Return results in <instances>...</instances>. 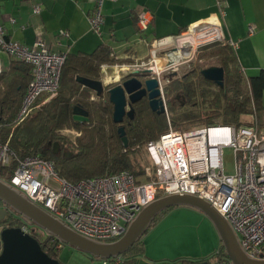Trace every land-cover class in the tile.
<instances>
[{"label":"built area","instance_id":"1","mask_svg":"<svg viewBox=\"0 0 264 264\" xmlns=\"http://www.w3.org/2000/svg\"><path fill=\"white\" fill-rule=\"evenodd\" d=\"M104 1L95 0L94 9L88 15L91 30L99 36L104 23L101 11ZM39 11L40 6H35L33 12ZM151 20V13L141 10L137 15L138 28L146 30ZM196 33L203 40L214 38L201 45L216 41L223 44L217 23L205 22L190 27L175 38L154 41L150 49L154 66L152 62L101 66L104 73L111 67L116 70L126 68V74L151 68L158 78L169 127L157 139L146 142L144 151L149 164L140 176L123 170L71 182L58 173L52 160L38 155L20 157L0 140V180L78 234L102 242L120 238L140 211L158 197L194 195L206 200L228 221L248 257L264 259V129L252 125H211L177 130L171 126L160 75L174 66L172 58H177V52L193 53V47L187 46L185 40L186 34ZM59 34L68 35L67 31ZM170 41L173 44L167 47ZM228 44L232 48L236 46L233 42ZM1 53L32 67V78L15 118L20 121L32 110L39 96L56 93L66 53L52 51L41 37L32 45L14 41L6 37L0 24ZM182 59L187 61V57ZM156 63L164 68L158 71ZM7 67L0 59V75ZM76 134L80 135L79 132ZM225 148L232 149L234 174L225 172ZM26 221L20 228L29 233L30 225ZM103 261V264H120L122 258L120 255Z\"/></svg>","mask_w":264,"mask_h":264},{"label":"trees","instance_id":"2","mask_svg":"<svg viewBox=\"0 0 264 264\" xmlns=\"http://www.w3.org/2000/svg\"><path fill=\"white\" fill-rule=\"evenodd\" d=\"M199 56L217 58V65L224 69L223 85L206 80L200 73V67L170 80L164 93L173 127L187 130L211 125H252L256 129H264V70L253 76L243 74L228 43L215 46ZM114 61L113 50L106 43H101L91 53L66 54L56 93L39 96L28 115L16 121L32 78V67L11 59L0 75V140L20 157L38 155L52 160L58 173L71 182L123 170L140 176L146 164L142 165L138 155L147 141L157 139L168 130L166 114L153 112L147 99L133 104L134 118L125 116L120 124L127 137V146H124L118 133L120 125L113 121V105L107 92L97 96L76 81L77 76L100 80L101 66ZM177 98L180 101L177 102ZM76 104L88 111L86 121L73 118L72 107ZM243 116H251L252 121L245 122ZM67 127L82 133L74 144L61 134ZM54 142L59 143L60 152L57 154L52 149ZM65 149L70 150V154H61ZM4 222H8L9 227L22 225L20 219L10 216ZM29 223L28 234L39 241L45 253L60 261L58 245L63 243L51 235L39 233V228ZM41 235H44L43 239ZM134 248L140 251L139 242L128 251ZM228 261L223 248L208 260L185 263L217 264Z\"/></svg>","mask_w":264,"mask_h":264},{"label":"crops","instance_id":"3","mask_svg":"<svg viewBox=\"0 0 264 264\" xmlns=\"http://www.w3.org/2000/svg\"><path fill=\"white\" fill-rule=\"evenodd\" d=\"M94 5L95 0H0V24L6 37L21 44L32 45L41 37L54 52L77 54L91 53L106 43L115 60L137 63L148 56L154 41L175 38L200 23L215 22L224 41L236 43L233 50L243 74L253 76L264 70V0H105L101 8V36L91 30L88 22ZM35 6H40L38 13L33 12ZM141 10L152 15L146 30L137 26ZM60 31H67L68 35L62 36ZM171 44L170 41L167 47ZM102 73L101 68L100 79ZM204 222L211 244L201 246L200 253L188 254L187 206L171 208L139 240L140 251L134 248L124 253L120 264H187L185 261L208 260L223 246L214 225L205 219ZM62 248L58 251L60 261L68 264L61 256ZM90 258L83 264L104 262Z\"/></svg>","mask_w":264,"mask_h":264},{"label":"water","instance_id":"4","mask_svg":"<svg viewBox=\"0 0 264 264\" xmlns=\"http://www.w3.org/2000/svg\"><path fill=\"white\" fill-rule=\"evenodd\" d=\"M201 75L218 86L223 85L224 69L220 66H210L200 71ZM150 76L145 80L138 75ZM121 83L110 88H105L102 80L77 76L76 81L92 90L97 96L105 91L109 101L113 105V121L122 124L124 117L134 118L133 104L144 97L153 112L163 114L165 106L161 98L159 82L156 73L151 69H136L129 74ZM73 118L76 121H86L88 111L81 105H73ZM124 146H127V137L122 125L118 128ZM54 153L60 149L59 143L54 142ZM0 202L6 208L34 224L46 234L57 238L62 243L78 249L88 255L99 259H110L126 253L135 245L149 230L155 219L165 210L188 206L204 213L213 223L218 232L221 244L231 264H264V259H252L241 248L238 237L228 221H226L216 209L206 200L190 194H171L158 197L146 205L136 218L129 224L125 233L117 240L102 242L82 236L55 218L50 213L31 203L27 198L0 180ZM0 209V220L7 214V209ZM0 264H62L58 259L45 253L39 241L20 227H6L0 231Z\"/></svg>","mask_w":264,"mask_h":264},{"label":"rangeland","instance_id":"5","mask_svg":"<svg viewBox=\"0 0 264 264\" xmlns=\"http://www.w3.org/2000/svg\"><path fill=\"white\" fill-rule=\"evenodd\" d=\"M197 35H198L197 33L195 35L186 34L187 40H185V41H187V46L194 47L193 51H191L193 53L191 54V56L190 55L188 56L189 58L187 57V61H183V59H178L175 57L172 58V59H175L174 66L168 70L164 69L165 71L164 72L162 71L161 75H160L163 86H166L169 83L167 80V77H168V74L172 73L173 70H175L177 75L180 76L183 73H185L186 71L188 72L191 69H194L197 67L204 69V68H207L210 66H218L217 65V63H218L217 58L215 56H212V57L207 56V57L200 58L199 54L206 52L215 46L221 45L220 41L201 45V43H204L203 42L204 40L202 38L198 37ZM189 36H191V37H189ZM221 43L225 44L226 42L223 41V39H222ZM199 44L202 47L199 46V48H198ZM213 45H215V46H213ZM196 48H197V50H196ZM150 49H151V46L149 47V51H150ZM0 58H2L4 65L7 66V63H8L10 58L4 53L0 54ZM151 60L152 59L150 57V52H149L148 56L142 60H138L137 64H140L142 62L143 63L152 62ZM116 63L128 64L130 66V64H135V60H128V61H124V62H120L119 60H115L114 62H110L107 64L109 66H111V65H114ZM156 64H158L156 66H158V69L160 71L162 70V68H164V66H162L160 63H156ZM152 66H154V62H152ZM126 71H127L126 68L123 70H119V69L116 70L114 68L109 67V68H107L106 73H102L103 79H100V80L103 81L105 88H109L111 86L117 85L119 79L121 77L123 78V76L126 75ZM49 97H51V96H49ZM47 99H45L43 102H45ZM166 99H167V97H166ZM176 100L178 102V101H180V98H177ZM40 104H41V102L37 106H39ZM242 119L245 122H251L252 121L251 116H243ZM171 126L173 127L172 123H171ZM76 132H79L80 135H77ZM61 134L64 137H66L71 143L74 144V142L76 141V138L80 137L82 133L75 128H72V127L68 128L67 127L61 131ZM65 151H67V153L70 154V152H69L70 150L65 149ZM138 159L141 161L142 165L146 164V166H148V164H149L148 158H147V155H146L144 149L141 150L140 154L138 155ZM223 160H224L225 172L227 174H234L235 168H234V156H233L232 149H230V148L224 149ZM204 219L213 225L211 220L204 213H202L198 209L187 206V253L188 254L195 255L197 253H200L201 252L200 251L201 246H209L211 244L210 243L211 238L208 235V229L206 227V223L205 222L203 223ZM38 232L42 233V234H46L45 231H43L40 228L38 229ZM41 237L43 239L44 235L43 236L41 235ZM62 247L63 248L61 251V256H62V258L66 259L68 264H83V263H85L91 259L87 253L79 251L78 249L71 247L68 244L63 243ZM187 256H189V255H187Z\"/></svg>","mask_w":264,"mask_h":264},{"label":"flooded vegetation","instance_id":"6","mask_svg":"<svg viewBox=\"0 0 264 264\" xmlns=\"http://www.w3.org/2000/svg\"><path fill=\"white\" fill-rule=\"evenodd\" d=\"M175 46V45H174ZM173 46V47H174ZM200 47H202V46H200ZM199 48V47H198ZM197 50V49H196ZM183 74H186L187 75V71L185 72V73H183ZM182 74V75H183ZM182 75H180V76H178L177 75V73L175 72V70H173L172 71V73H170V74H168V77H167V80H168V82L170 81V80H172V79H174V78H179V77H181ZM126 77H129V76H127V74L125 75V76H123V78L121 77L120 79H119V81H118V83H121ZM148 77H150V76H145V75H142V74H140V75H138V78L139 79H141V80H145L146 78H148ZM117 83V84H118ZM164 97H165V93H164ZM143 99H147L146 97H144ZM148 101V100H147ZM165 101H166V97H165ZM124 121V120H123ZM52 149H54V146L52 145ZM60 152V149H59V151L57 152V153H59ZM56 153V154H57ZM61 154H65V155H68V153H67V151H65V150H62L61 151ZM1 208H6V206L3 204V203H1L0 202V209ZM7 209V214H6V216L4 217V219L3 220H0V231L3 229V228H6V227H9L8 226V222H4L5 221V219H6V217H8V216H10L11 218H17V219H20L21 221H22V223L25 221V219H23V217H21L20 215H18L17 213H15L13 210H11V209H9V208H6ZM27 222V221H26ZM29 225H30V223L29 222H27ZM11 227V226H10ZM217 264H219V262L217 263ZM223 264V263H222Z\"/></svg>","mask_w":264,"mask_h":264},{"label":"bare ground","instance_id":"7","mask_svg":"<svg viewBox=\"0 0 264 264\" xmlns=\"http://www.w3.org/2000/svg\"><path fill=\"white\" fill-rule=\"evenodd\" d=\"M214 38L213 37H210V38H208V39H206V40H204L205 42H210V40H213ZM200 45V44H199ZM196 46V45H195ZM213 46H215V45H213ZM211 47V46H210ZM194 48V47H193ZM189 55H191L188 51H185V50H182V51H180V52H177V54H176V57L178 58V59H182V58H184V57H188ZM189 58V57H188ZM173 60V63L175 62V59H172ZM157 68V70L159 71V69H158V67H156ZM120 72V71H119Z\"/></svg>","mask_w":264,"mask_h":264}]
</instances>
